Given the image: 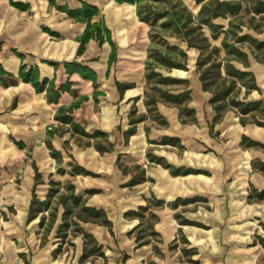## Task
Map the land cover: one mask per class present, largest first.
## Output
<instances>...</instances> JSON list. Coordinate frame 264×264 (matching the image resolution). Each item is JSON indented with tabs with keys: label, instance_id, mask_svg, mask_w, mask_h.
Listing matches in <instances>:
<instances>
[{
	"label": "crops",
	"instance_id": "obj_1",
	"mask_svg": "<svg viewBox=\"0 0 264 264\" xmlns=\"http://www.w3.org/2000/svg\"><path fill=\"white\" fill-rule=\"evenodd\" d=\"M15 1L27 6L0 0V62L12 73L6 76L5 85L0 81V264H65L53 255L57 242L41 243V213L30 220L27 215L33 188L39 197H45L38 190L44 191L46 175L56 173L58 166L65 168L61 174H69L68 154L94 172L73 174L84 179L83 195L91 188L104 189L87 204L102 207L112 222V233L107 226L96 228L103 240L109 237L112 241L104 251L105 255L111 253L110 264H179L178 251L170 247L179 232L187 238V248H196L190 255L199 262L264 264V244L255 235L264 237V165H260L264 164V125L241 123L232 108L213 120L216 112L209 101L210 91L201 87L195 68L199 49L187 46L182 39L169 38L187 52V68L162 69L165 74L189 80L188 104L195 109V119L181 121L176 105L157 100L154 107L145 101L149 25L138 18L134 3L88 0L99 8L91 21L102 19L117 45L116 58L108 65L107 40L99 43L90 37L82 52H77L85 22L68 15L65 8H77L81 0ZM184 2L197 12L198 3ZM251 14L249 11L243 19ZM228 19L218 16L214 21L226 27ZM258 19V13L254 14V21ZM204 30L209 34L207 27ZM243 31L264 40V23L259 29L245 24ZM222 36L220 32L210 37L211 43L221 45ZM13 48L25 54L22 62L38 65L41 77H53L56 85L71 80L57 102L48 101L44 91H36L18 76L21 58ZM245 49L248 65L236 64L251 70L259 87L252 88L246 98H261L264 104V60ZM72 59L92 67L96 82L76 71L67 73L63 61ZM173 69L180 72L172 73ZM116 80L132 85L120 91ZM73 101H78L72 110L74 120L88 132H107L113 146L99 151L92 144L86 145V137L66 129L65 123L63 132L51 138L63 155V162L57 165L44 139L49 125L58 124L54 118L57 108ZM138 116L141 119L136 121L135 130L125 134L131 125L129 118ZM242 135L246 137L241 142ZM147 149L162 156L175 171L150 160ZM134 164L144 169L145 178L125 184L139 169ZM35 170L41 174L38 183ZM177 213L196 223L181 222ZM149 217L156 239L145 231L150 229L145 225ZM139 226L148 241L137 243L134 231ZM78 249L80 256L83 244Z\"/></svg>",
	"mask_w": 264,
	"mask_h": 264
},
{
	"label": "trees",
	"instance_id": "obj_2",
	"mask_svg": "<svg viewBox=\"0 0 264 264\" xmlns=\"http://www.w3.org/2000/svg\"><path fill=\"white\" fill-rule=\"evenodd\" d=\"M14 5L25 8L26 3L10 0ZM117 2H130L135 4V10L138 18L145 21L149 25L148 35L150 42L147 46V53L144 60L145 78L147 89L144 90L147 98L146 103L154 105L157 100H162L167 103H172L179 108L178 115L181 121H192L195 119V109L189 105L190 88L188 87L189 80L187 78L178 77L163 73L162 69L170 70L172 67L187 68V52L175 42L169 40L170 37L182 39L187 43V46H194L199 49L195 60V68L198 72V77L201 82V87L210 91L209 101L215 110L213 120L219 118L222 112L228 108H232L239 114V121L245 123L253 121L257 124L264 125V104L261 98L247 99V93L252 88H259L255 80L253 72L247 68H242L236 64L240 62L244 67L248 65L249 51L259 60H264V40L258 39L248 32L243 31L245 24L251 25L254 29H259L260 25L264 23V0H194L199 4L196 13L185 4L184 0H115ZM243 2L245 3L243 7ZM243 8V10H242ZM67 14L79 21L85 22V27L78 37L77 52L80 53L84 49L85 42L94 37L99 43L107 40L110 44V51L108 54V65L116 58L117 45L111 37L110 29L102 19L91 21L92 15L98 13L99 8L94 3L88 0H81V5L77 8H65ZM249 11L252 14L243 19ZM258 13V20L254 21V14ZM218 16H229L228 24L223 27V24L215 22L214 19ZM247 22V23H246ZM207 27L209 34L204 30ZM222 32L221 45L211 43L210 37L215 38ZM245 46V47H244ZM1 49V41H0ZM12 51L21 58V63L18 68V76L24 80L29 81L36 91H44L46 99L50 102H57L62 91L68 89L71 85V80L68 78L56 85L53 77H41L39 74L38 65L22 62L24 57L23 52L12 49ZM53 66H57L58 62L49 61ZM63 65L67 73L73 71L78 72L81 76L90 78L93 83L96 82L95 70L87 64L78 60H64ZM108 70V69H107ZM12 73L7 71L0 62V81L3 85L7 83L6 76H11ZM116 85L120 91L125 87L132 85V82H121L116 80ZM243 88V90H241ZM243 91V92H242ZM242 92V94H241ZM97 91L94 90L93 94ZM241 94V95H240ZM82 97H86L83 95ZM78 104V101H73L68 105H60L54 113V118L57 119L58 124H51L47 128V136L44 141L49 148V153L54 157L57 165L63 162V155L60 149L56 148L51 138L54 134L60 135L63 132V125L67 123V128L71 132H77L86 137L84 144H92L99 151L111 150L113 143L107 139V132L102 130H93L88 132L82 125L77 123L72 115L73 108ZM134 108L130 110L132 111ZM141 116L129 118L131 125L125 129V134H130L135 130L136 121L140 120ZM212 122L210 125L212 126ZM242 135V140L245 138ZM92 139V140H91ZM17 145L22 146L20 140H15ZM254 143V140H249V143ZM150 160L158 162L163 166L169 167L172 172L175 171L171 164L167 162L162 156L153 154L150 150L146 151ZM70 159L67 160L69 165L68 173L73 175L75 173H89L94 172L84 168L80 165L71 154H68ZM119 155H117L118 161ZM260 165H264L261 163ZM138 171L133 174L125 184H132L139 182L145 178L144 169L139 164H134ZM36 169V166H34ZM126 170L125 167L122 168ZM57 171L64 173L65 168L58 166ZM40 172L35 170V183L41 180ZM51 182L56 181L50 179ZM68 192L59 194V201L63 205L60 225H67V215L74 217V221H97L108 227L112 233V222L106 216L105 210L102 207L85 203V197L82 194L74 191V184H68ZM57 187L51 185L44 198L37 195L36 191L32 190V196L28 207L27 220L32 219L41 213L39 216V225L42 226L44 215L43 210L50 207V196ZM87 193L93 191L86 190ZM263 194V191L258 193ZM157 202L162 200L156 199ZM176 200L173 202L175 204ZM146 206H141V209ZM126 213H138V211L127 210ZM55 213H53L54 215ZM177 217L181 222L196 223L185 217ZM54 216L50 219L47 228L52 224ZM146 227H149L147 233H156L152 228L151 219H147ZM83 238V249L79 256V261H83L90 255H102L101 244L97 241L94 234L85 230L82 226L78 227ZM144 228L140 229L136 234L137 243L148 241L144 237ZM146 233V234H147ZM182 240L187 242V238L180 232ZM61 235V234H59ZM264 244V237L255 234ZM46 238L41 240L44 243ZM184 253H194L196 248H183ZM191 261H196L192 259ZM151 264H156L151 262Z\"/></svg>",
	"mask_w": 264,
	"mask_h": 264
},
{
	"label": "rangeland",
	"instance_id": "obj_3",
	"mask_svg": "<svg viewBox=\"0 0 264 264\" xmlns=\"http://www.w3.org/2000/svg\"><path fill=\"white\" fill-rule=\"evenodd\" d=\"M172 73H178L180 71L177 70H171ZM50 179L57 180L55 183L51 182ZM83 178L71 174H61L56 170V173L53 175H46L45 176V183L43 184L42 188L44 191L38 190L40 193L44 194L46 196V193L49 190V187L53 185L54 187H57V191H54L52 195L50 196V207L46 210H43V224L41 228L38 230L40 239L46 238V241L56 243V248L53 249V255H58L57 258H59L62 262L65 264H110L111 260V253H108L105 255V250H107V244L110 242L112 244V241L109 237H105L107 240H103L101 238V234L96 231L97 226H103L106 227V225L101 224L97 221H81L78 220L77 222L74 221V217H71V215H67L68 223L67 225L61 226V214L63 210V205L59 201V194L61 192L67 193L68 192V184L71 182L74 184V191L76 193L82 194L85 190V184L83 181ZM40 187H37L39 189ZM93 191L88 192V194L85 196L82 194V196L85 197V203L88 201H93L92 197L97 196V194H101L104 192L103 188H91ZM98 202V201H97ZM53 213H55L53 215ZM54 216V220L52 224L47 228V225L50 222V219ZM150 219V217H149ZM147 221V219L145 220ZM82 226L87 231H95L93 234L96 236V239L98 242H101V250L103 252L102 255H90L87 258H85L83 261H79V253L78 248L83 244V238L82 235L78 229V227ZM146 225V222H145ZM140 229V226L137 227L134 231V234H137ZM132 230V229H131ZM130 230V231H131ZM129 231V233H130ZM148 232V229L145 230ZM144 231V232H145ZM61 234V235H59ZM153 238H157L155 236V233H151V236ZM148 238L147 235L146 237ZM115 242V241H114ZM188 242H185L182 240L180 232L177 233V235L174 237L173 241L170 244V247L178 251L179 256V264H205L204 261L199 262V260L191 261L193 258L191 257L190 253H184L183 248H187Z\"/></svg>",
	"mask_w": 264,
	"mask_h": 264
}]
</instances>
